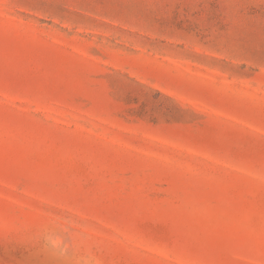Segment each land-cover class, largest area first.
<instances>
[{
    "label": "rangeland",
    "instance_id": "374dc122",
    "mask_svg": "<svg viewBox=\"0 0 264 264\" xmlns=\"http://www.w3.org/2000/svg\"><path fill=\"white\" fill-rule=\"evenodd\" d=\"M0 264H264V0H0Z\"/></svg>",
    "mask_w": 264,
    "mask_h": 264
}]
</instances>
